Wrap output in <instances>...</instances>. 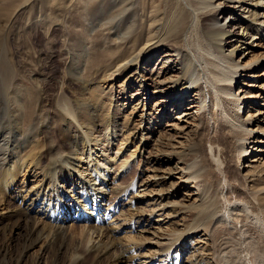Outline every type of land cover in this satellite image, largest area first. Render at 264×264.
Listing matches in <instances>:
<instances>
[{
	"label": "bare ground",
	"instance_id": "bare-ground-1",
	"mask_svg": "<svg viewBox=\"0 0 264 264\" xmlns=\"http://www.w3.org/2000/svg\"><path fill=\"white\" fill-rule=\"evenodd\" d=\"M41 1L48 3L49 10H51V5L55 0ZM67 1L61 0L58 3L59 5L56 6H59V10L64 12V16H69L67 20L69 25L81 24L82 28L77 29V33L87 35L90 38V44H95L94 40L100 37L107 38L108 34L111 33L110 31H114L111 35L116 37L115 43L118 47L119 44H124L119 50V54L114 55L106 72L107 78H112V81L122 80L125 77L129 78V71L136 67L138 73V69L143 64L147 67H143L144 71L151 72L157 63L166 59L167 51H177L179 56L176 62L178 77L163 81L157 75V81L153 82L155 85L153 91H151L153 85L149 86L141 82L139 99L146 102L148 96L161 92L162 96L160 98L167 100L165 105H175L176 115H180L179 118L182 119L189 114L187 111L193 108L192 105H188L186 102L187 95L192 94L193 91L200 94L197 110L204 109L207 106L205 91L208 88L213 91L215 100L222 101L219 107L225 117L231 116V110L242 107L239 105V100L235 98L230 103L227 102V105L225 104V98L228 99L226 96H229L232 92L233 83L237 79V68L241 64L234 62L233 55L230 57L223 52L224 42L227 37L235 36L232 33L236 30H229L228 28L234 24L237 25V22L238 27L235 28L240 29L236 34L237 38L235 43L229 42V49L231 48L232 54L238 50L237 48L243 45L247 46L245 43H247L250 32H255L254 41L258 39L259 34H264V21L259 22L260 10L264 8L262 6L264 0H251L247 5V13L236 12L234 16L237 21L230 19L228 25L221 24V19L227 20L230 18L234 11H238L239 7L242 8L243 6H237L236 4H241L247 0H230L228 3L232 6L230 11L226 10L225 7H220V3L217 4L216 2L217 0H69L68 4ZM36 2L38 1L25 0L21 7L27 5L32 7V4H36ZM72 6L74 7L73 10H71ZM102 6L108 8V12H102L103 14L101 13L102 16L98 20L99 23H96L92 20L93 17L90 12L92 9ZM24 12L26 16L23 19L28 24L27 28L33 29L39 24L41 27L45 22L47 25L50 24L47 28L50 31L52 22L51 19H48V16L45 15L48 18L39 21L37 19L39 12L37 13L32 8H28ZM11 17L8 12L0 13L1 22H6ZM38 33L33 31L29 35L26 34V36L24 32L25 45H30L31 41L34 42ZM130 39H132L131 42ZM6 48L7 45L5 44ZM90 48L92 49L88 44H84L80 51L82 56H74L68 53L69 56L66 58L67 69L75 80H78L81 75L84 77L88 72L89 64H91ZM162 49H165L164 54L158 56ZM245 49L247 50V48ZM36 54L38 59L32 60L30 66L33 75L28 79L25 77L29 85L26 95L27 100L25 97L24 103L22 98L17 100L20 104L16 106L15 116L9 114L11 120L9 129L0 131V211L8 209L9 200H7V197L11 190H18L21 186L19 182L21 176L24 178L23 183H25L26 177L38 174L42 175V179L40 186L37 188L26 189L24 186L22 193L19 194L18 201L20 204L15 207L14 212H16L17 218L13 227L14 232L22 233L17 252L13 248V238L11 236L7 237L8 227L0 232V264H30L29 257L32 255H34V261H31L32 264H42L41 260L44 254L47 257L46 264H118L119 262L148 264V260L141 259L142 254L139 252L145 244L134 242L136 243L134 246L122 245L121 241H115L119 239H115L119 227L125 224L135 227L134 224L146 218L145 212L135 204L138 198L137 183L133 182L130 186L121 188L116 183L115 177L111 175L116 173V171L112 173L113 161L106 158L105 153L101 154L106 158L105 161L102 160L101 162L100 159L96 158L98 160H95V167L90 172L81 170L79 166L83 155L90 158L95 155V152L106 151L102 148H100V151L92 149V142H95L96 146L100 145L97 144L98 137H93L96 126H101L107 140L112 142L114 139H111V137L117 135L118 129H127L125 128L128 127L126 122L120 126L118 117L109 111L105 120L102 121L100 118L102 122L97 124L96 117H94L99 111L97 107L87 102H77V100L72 102L71 97H68V95L57 98V106L54 105L55 109L51 106L48 107L50 104L47 98L48 87L45 83L44 71L41 68L43 58L38 51H36ZM34 61L35 66H33ZM165 62H171V59L167 58ZM29 65L25 63V66ZM149 67H151V70ZM161 72L157 74H161ZM247 73L249 74V72ZM252 74L254 75V73ZM34 87H37V90ZM10 91L8 87V90L6 89L0 95V102L7 109H11L9 104ZM213 97L212 100H214ZM184 107L186 108L183 111ZM168 111L169 109L158 111V115L162 117L164 112L167 113ZM35 116L39 119L40 126L34 129L36 124H33L30 129L33 134L31 135V132H29V135V133H25L26 129H23L26 126H24L25 117L30 119ZM234 117L239 124L232 120L231 125L244 128L247 126L246 121L239 113L236 112ZM72 120L78 126L74 122L72 123ZM61 125L65 135L56 139L50 130L52 128L57 129ZM223 126L222 124L219 125L218 130L221 133L216 136L214 142L226 145L227 150L232 152L234 146L231 143L234 140L232 141L230 138H233L235 132L229 131V133H226L222 130ZM38 128L40 131H38ZM138 131L139 128L134 129L133 127L130 129L129 136H126V140L122 141L121 145L129 142L131 137L137 139ZM9 143L13 144L11 148L6 147ZM237 145L240 153L248 152L245 143L239 142ZM145 149V144H142V150L145 151ZM120 150L116 155L119 154ZM251 150L255 149L252 147ZM137 151L138 148L132 152V156ZM191 151L194 150L191 149ZM142 154L143 152H141V156ZM207 154L205 151L198 152L195 150L191 154L175 152L173 155L176 156L178 163H182L183 169H186L183 177L195 182L197 190H199L200 200L186 205L178 201H171L175 196V192H171V194L161 192V203L157 207L168 210L169 216L175 214L176 210L178 213H183L182 221L184 223L182 226L180 223L177 224L180 230L178 232L174 231L175 237L172 244L167 249L159 250L156 256L151 257L153 263L158 261V264H162V262L167 264L176 249L177 257H184L188 253L189 243H187V240L181 243L183 239L189 234L197 235L199 232L205 231L210 236L211 245L208 252L211 253L212 259L214 258L212 264H264V222L257 216L259 212L256 213L258 210L256 204L253 205L252 203L251 206V202L247 203L251 206V209L248 208L249 206L243 205L242 201V204L237 202L239 204L236 203L227 208L223 206L220 194L222 182L218 181L215 187L211 189L212 183L206 184L205 178L207 177L203 178L206 167L216 166L207 157ZM216 154L217 151L215 150ZM189 155L193 156L189 157ZM221 155H224V151H221ZM233 159L234 157L231 156V160ZM127 161H123L122 167L126 165ZM147 164H150L149 168L157 171V167L154 165H159V163L155 158L147 159ZM226 168V170L230 169L229 163H227ZM212 171L210 170L208 173L210 174ZM87 172L88 174L84 175ZM156 175L154 173L150 177ZM261 189L264 191V187ZM257 196L264 204V192ZM99 197H102L100 201L98 200ZM112 198L119 199L115 211L121 212L122 215L126 210L130 213L129 221L110 227L109 224H106L101 210L107 200L111 202L109 205L113 203ZM169 205H171L170 208H168ZM249 209L251 215H256L253 219L255 222L250 223L251 221H247ZM235 211L240 216L241 222H243L241 228L247 226V229L244 227L245 231L248 230L247 233L256 237L253 236L252 238L249 234L252 239H249L246 235L243 237V233L241 234L240 231L241 228L236 230L238 232L235 231V234L232 230L235 229L236 224L234 229L230 230L228 228V225H232L230 217ZM95 214L98 215L95 216ZM38 215L44 217L41 222L37 221ZM238 216L235 218L237 219ZM76 218H82L86 221L87 225L81 230L83 233L87 232V238L86 242L82 241L80 244L76 243L75 245L67 239L69 237L65 223ZM2 219L5 220L6 218L0 213V225ZM188 222L190 223L186 226ZM234 222L236 223V221ZM113 236L115 240L112 239ZM41 239H45L42 253L40 251L39 254L38 252L29 254L34 245ZM246 250L251 252L249 258L245 256Z\"/></svg>",
	"mask_w": 264,
	"mask_h": 264
},
{
	"label": "rangeland",
	"instance_id": "rangeland-1",
	"mask_svg": "<svg viewBox=\"0 0 264 264\" xmlns=\"http://www.w3.org/2000/svg\"><path fill=\"white\" fill-rule=\"evenodd\" d=\"M37 1L36 4H32V7L28 5L21 7L25 0H0V13L8 12L10 16H12L9 20H6V22L0 21V95L3 94L6 89L8 90V87L9 90H11L9 99L11 109H7L0 102V131L9 129L11 122L9 114L11 113L15 116L16 106L20 104L17 100L22 98L23 103L24 97L27 100L26 95L29 87L27 79L33 75L30 66L32 60L38 59L36 54V51H38L43 58L41 68L44 71V78H46L45 83L48 87L47 98L50 102L48 107L51 106V108L55 109V106H57V98L59 99L62 95H68V97H71L72 102L77 100V102H87L90 105L96 106L99 110L96 116H94L96 117L97 124L104 121L106 114L110 111L118 117V124L120 126L124 122H126V126H128L125 127L128 130H119L118 127L117 135L111 137V139H114L112 142L105 137L103 128L101 126H96V132H93V137H98L97 144L100 145L96 146L95 142H92V149L100 151V148H102L106 151L95 152V155L90 158L83 155L82 161L79 164L81 170H88V172H90V170L95 167V160L100 159L102 162V160L105 161L106 158H110L113 161L112 173L116 171V173L111 175L115 177L116 183L121 188L130 186L133 182L137 183L136 192L138 191V198L135 204L139 209L145 212L144 215L146 218L134 224L133 226L135 227H130V224L119 227V231L115 235V239H119L115 240L114 236L112 239L117 242L121 241L120 243H122V245L134 246L136 245L134 242H142L145 244L139 252L142 254L141 259L148 260V264L153 263L151 257L153 255L156 256L159 250L167 249V247L172 244L175 232L180 230L177 224L180 223L182 226L184 223L182 221L183 213H178L176 210L175 214L169 216L168 210L157 207L158 204L161 203V192L164 191L167 194L175 192V196H173L171 201H178L186 205L200 200L198 194L199 190H197L195 182L183 177L185 176L186 169H183L181 166L182 163H178L176 156H173L175 152H187L191 154L196 150L198 152L205 151L206 154L208 153L207 157L215 163L216 166L206 167V170L204 169L206 172L204 171L205 176L203 178H209L211 176L209 179L205 178L206 184L212 183L211 189L215 187L218 181L222 182L220 194L223 206L227 208L230 205H235L237 202L240 204L243 202V205L249 206L248 208L251 209L252 203L253 205L256 204L258 210L255 212H259L257 216L264 222V204L257 196L264 192L262 191L263 189H261L264 187V34H259L258 39L254 41L253 36L255 32H250L249 38H247L246 41L247 43H245L247 46L243 45L237 48L238 50L232 54L231 48L229 49V42L232 41L231 43H235V39L237 38L236 34H238L237 32L240 29L235 28L238 27V22L236 23L237 25H233L232 23L233 26L228 28L229 30H236L232 33V35L235 36H229L230 38L227 37L225 39L223 52L230 57L233 55L234 62L240 63L241 66L237 68V79L233 83L231 94L226 96L228 99L225 98V104L227 105V102L230 103L231 100L235 98L239 100V105L242 107L231 110V113L229 112L231 116L225 117L224 114L221 113L219 107L222 101L215 100L212 93L213 91L208 88L205 91L208 104L204 109L201 108L197 110L199 105L198 100H200L199 92L193 91L192 94L187 95L188 98L186 102L188 105H192L193 108L191 107L192 109L187 111L189 114L182 119L179 118L180 115H176L177 109L175 105H165V101L167 100L160 98L162 96L161 92L155 93L150 97L148 96L146 102L143 99H139L141 82L149 86L153 85L151 88V91H153L155 88L153 82L157 81V75H159L160 79L163 81L173 80L178 77V65L176 62L179 56L177 55V51H167L166 59L170 58L171 62L166 63V59H164V61L157 63L153 67L154 69L151 70V67H149L151 72L148 70L144 71L143 67H145V64H143L138 69V73L136 72V67L135 69H131L128 74L129 78L125 77L126 81H124L125 79L112 81V78H107L106 72L114 55L119 54V50L124 45L119 44L120 46L118 47L115 43L116 37L111 35L114 31H110L111 33L108 34L107 38L100 37L94 40L95 44H90V38L87 37V35L77 33V29L79 30L82 28L81 24L69 25L67 22L69 16H64V12L59 10V6H56L61 0H55L56 2L53 1L54 3L51 5V10H49L48 3L42 2L41 0ZM229 1L230 0H217L216 2L217 4L220 3V7H225L226 10L230 11L232 6L228 4ZM68 2L69 0L67 4ZM250 2L251 0H247L242 2L243 4H236L237 6H243L242 8L239 7L240 9H238V11H234V14L227 20L222 18L220 23L228 25L230 19H235L234 15L236 12L247 13V5ZM262 6L264 7V5ZM72 7L71 10L74 9V7ZM28 8H32L37 13H40L37 18L39 21L45 20L48 17V19H51L52 25L50 31L47 29L50 24L47 25L45 22L41 27L39 24L33 29L27 28L28 24L23 18L26 16L24 11ZM102 12H108V8L102 6L97 9H92L90 12L93 17L92 20L99 23L98 20L101 18ZM259 19V22L264 21V8L260 10ZM61 20H65L66 22L64 23ZM236 21L237 19H235V22ZM33 31L39 32L38 35H36L37 38H35L34 42L31 41L30 45H25L24 32L25 35H29ZM105 32L107 33V31ZM131 40L132 39H130V42ZM52 41L54 43H51ZM5 44L7 45L6 49ZM84 44H88V46L92 47L89 52L91 55V64H89L87 74H85L84 77L81 75L78 80H75L67 69L66 58L69 56L68 53L74 56H82L80 51ZM243 47L247 48V50ZM164 50L165 49H162L158 56H162ZM25 63L30 65L25 66ZM35 64L34 61L33 66H35ZM78 64L80 65V63ZM163 68H165L164 70H166V72H164V70L161 72ZM158 72H161V74H157ZM247 72H249L250 75ZM252 73H254V75ZM25 77L27 79H25ZM34 88L37 90V87ZM137 91L139 92L137 93ZM127 92L129 93L127 94ZM17 95L20 96L17 97ZM211 96L214 100H212ZM167 108L169 111L167 113L164 112L162 117L158 115V111L164 109L168 110ZM185 108L186 107L182 110L184 111ZM236 112L246 121L247 126L245 128L230 124L232 120L239 124L234 117ZM73 122L77 124L74 120H72V123ZM33 124H36L34 129L40 126V121L36 116L30 119L25 117L24 126H26L23 128L24 130L26 129L25 133L31 132L30 129L33 127ZM220 124L224 125L222 128L224 132H235L233 138H230V140H234V142L231 143V145L234 146L232 152L227 150L226 145L214 142L216 136L221 133L218 130ZM61 127L62 125L57 127V129L52 128L50 130L54 138H62L65 135ZM133 127L134 129L139 128L137 139L131 137L129 142L125 145H121V142L126 140V136L130 134L129 130ZM39 128L38 131H40ZM32 134L33 132H31V135ZM140 140H142V142H140ZM239 142L245 143V148L248 152L240 153L239 149H237V144ZM142 144H145V151L142 150ZM11 145L13 146V144L9 143L6 147L11 148ZM252 147L255 150H251ZM137 148V153L132 156V152L136 151ZM119 149L121 150L119 154L116 155ZM191 149L194 151H191ZM215 150L217 151L216 155ZM221 151H224L223 156L221 155ZM141 152H143L142 156ZM103 153L106 154V158L101 156ZM192 156L193 155H189V157ZM231 156L234 157L233 160H231ZM154 158L159 163V165H154L157 167V171L152 170L153 168H149L150 164H147V159L151 160ZM125 160L128 161L126 165L122 167V163ZM227 163L230 164L229 170H226ZM118 168L119 170H117ZM210 170L213 171L209 174L208 172ZM88 172L84 175H87ZM154 173L157 175L150 177ZM20 178L19 182L21 186L18 190H11L7 197V200H9V204H7L8 209L0 211L6 218L1 221L0 232L8 227L7 237L11 236L13 238V248L15 252L18 251L19 243H21L22 239V233H18V231L14 232L13 230L15 219L17 218L16 212H14L16 209L15 207H18L20 204L18 201L19 194L22 193L24 186L26 189L40 186L42 175L38 174L26 177L25 183H23L24 178L22 176ZM100 198L102 199V197L98 198L99 201L101 200ZM114 198H112L113 203L110 205L109 203L111 202L107 200L103 210H101L103 211L102 215L104 214L106 224H109L110 227L118 226L129 221L130 212L126 210L122 215L121 212L115 211V206L118 207L119 199ZM249 202H251V206L247 204ZM171 205H169L168 208H170ZM107 209L108 211L112 209L113 213L107 212ZM250 212L251 210L247 214V221H251L250 223H252L255 222L253 219L256 215L253 216ZM236 213V211L233 212L232 217H230L231 223L232 225L234 223V225H228V228L232 230L236 224L235 229L232 230L235 234L238 232L236 230H240L239 228L242 227L241 223L243 224L240 220V216ZM96 215L98 214H95V216ZM236 216L239 217H237L238 220L235 218ZM37 218L38 222L44 219L42 215H38ZM234 221H236V223ZM66 222L65 228L67 230V235L69 237L67 239L69 242L75 245L76 243L80 244L82 241L86 242L87 232L85 231L83 233L81 230L87 225L86 221L82 218H76L75 220H68ZM189 223L190 222L186 223V226H188ZM6 224L8 226H5ZM244 227L240 230L241 234L243 233L242 236L245 237L246 235L249 239H252L255 235L247 233L249 232L248 230L247 232L245 231L247 226L245 227L246 229ZM248 234L251 235L252 238ZM185 240L189 243L188 253L184 257H177V249L174 250L170 257L171 260L167 261V264L213 263L214 258L212 259L211 253L208 252V248L211 245L209 234L205 231L199 232L197 235L189 234L181 243ZM44 243L45 239H41L34 245L29 254H36L37 252L39 254L40 251V253H42ZM245 252L247 253H245V256L249 258L251 255L250 250H246ZM30 257L29 263L32 264L31 261H34V255ZM46 261L47 257L44 254L41 263L46 264ZM118 264L128 263L119 262ZM153 264H158V261ZM162 264H166V262H162Z\"/></svg>",
	"mask_w": 264,
	"mask_h": 264
}]
</instances>
